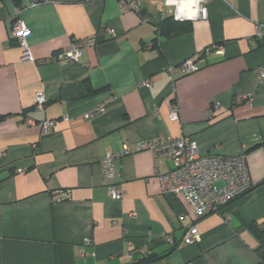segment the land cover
<instances>
[{
  "label": "crops",
  "instance_id": "1",
  "mask_svg": "<svg viewBox=\"0 0 264 264\" xmlns=\"http://www.w3.org/2000/svg\"><path fill=\"white\" fill-rule=\"evenodd\" d=\"M136 2L0 0V264H259L249 226L264 221V34H255L264 0H207L208 18L171 37L158 31L170 15L164 0ZM18 15L33 60L12 36ZM84 42L78 61L52 58ZM214 44L223 51L181 70ZM100 103L105 111L88 117ZM183 135L202 153H245L252 187L195 217L182 195L160 190L172 159L147 149L121 154L104 181L105 154ZM190 225L199 239L185 243ZM151 254L159 259L137 262Z\"/></svg>",
  "mask_w": 264,
  "mask_h": 264
},
{
  "label": "built area",
  "instance_id": "2",
  "mask_svg": "<svg viewBox=\"0 0 264 264\" xmlns=\"http://www.w3.org/2000/svg\"><path fill=\"white\" fill-rule=\"evenodd\" d=\"M206 3L207 0H164L165 7L170 9V15L179 21L208 18L209 11ZM120 5L126 8H138L136 0H120ZM11 31L13 38L22 49L23 59L33 60L34 57L30 52L27 40L29 29L19 15L13 21ZM255 34L262 36L264 25H256ZM87 45L88 42H84L83 45L72 44L57 51L52 58L57 61H78L82 53V46ZM211 50L222 52L223 48L217 44L206 47L197 59L187 57L182 60L179 65L181 70L184 73L198 71L204 60L203 54ZM258 80L261 84H264V65L258 69ZM143 84L149 86L150 81L145 80ZM45 102V95L41 92L37 93L35 107L44 109ZM105 109V103H100L87 116L92 117L105 111ZM169 117L171 120L179 118L177 105L174 104L171 107ZM53 124L54 121L44 122V129H49ZM144 149L149 150L154 157H169L172 159L173 168L165 173L157 174L160 190L163 193L173 192L182 195L192 208L195 217L219 211L252 187L245 153L234 155L202 153L196 141L187 135L176 138L160 136L126 145L121 153L105 154L101 160L104 181L108 182L114 178L116 160L121 154ZM23 171H25V168L17 169V172ZM108 190L111 197L116 200L122 199L124 195V189L114 183L108 184ZM131 215L135 216V213H131ZM198 239V228L195 225H190L185 231L184 242L193 243ZM128 256L132 257L131 253Z\"/></svg>",
  "mask_w": 264,
  "mask_h": 264
},
{
  "label": "trees",
  "instance_id": "3",
  "mask_svg": "<svg viewBox=\"0 0 264 264\" xmlns=\"http://www.w3.org/2000/svg\"><path fill=\"white\" fill-rule=\"evenodd\" d=\"M191 28V24L189 21H179L174 19L172 15L164 16L160 26L158 27V31L161 35L171 37L177 35L179 33L185 32ZM88 91H94L90 85H88ZM250 230L257 236L259 242L256 247V253L259 257V264L264 263V221L262 224L252 222L250 224ZM159 259V257L155 254L145 255L140 257L137 262L138 263H148L154 260Z\"/></svg>",
  "mask_w": 264,
  "mask_h": 264
}]
</instances>
